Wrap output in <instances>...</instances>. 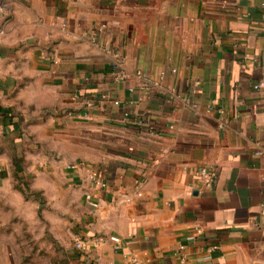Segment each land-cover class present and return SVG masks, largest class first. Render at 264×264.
<instances>
[{"label":"crops","instance_id":"0c3cea01","mask_svg":"<svg viewBox=\"0 0 264 264\" xmlns=\"http://www.w3.org/2000/svg\"><path fill=\"white\" fill-rule=\"evenodd\" d=\"M0 109L73 264H264V0H0Z\"/></svg>","mask_w":264,"mask_h":264},{"label":"rangeland","instance_id":"374dc122","mask_svg":"<svg viewBox=\"0 0 264 264\" xmlns=\"http://www.w3.org/2000/svg\"><path fill=\"white\" fill-rule=\"evenodd\" d=\"M10 142L0 134V264H73L76 256L66 255L45 231L42 202L29 192L30 179L14 176L12 159H20L22 170L27 161L23 146Z\"/></svg>","mask_w":264,"mask_h":264},{"label":"built area","instance_id":"2783aa9c","mask_svg":"<svg viewBox=\"0 0 264 264\" xmlns=\"http://www.w3.org/2000/svg\"><path fill=\"white\" fill-rule=\"evenodd\" d=\"M64 25H62L63 27ZM118 68L121 69V63L117 65ZM256 88V87H254ZM117 102H114V105H116ZM194 107V106H193ZM213 112H215L217 115L221 116L223 114V110L222 109H213ZM207 112H209V110H207ZM84 117H87L86 114L83 115ZM137 124H142V121L138 119ZM199 176L203 182V185L205 187H211L212 183L214 182L215 179V170L213 167H207V168H201L199 171ZM90 179L92 180V182L98 187V188H104L105 185L102 181L96 179L95 177H90ZM84 200L86 202V204L91 207V208H96L97 207V202L93 200L92 196L89 194H86L84 196ZM110 240L114 243L118 242V239L111 237ZM82 245L80 243H76L75 244V248L76 249H81ZM183 249V246L180 245L179 246V251H181ZM132 264H137L136 261L133 260ZM180 264H184V259L181 258L180 259Z\"/></svg>","mask_w":264,"mask_h":264},{"label":"trees","instance_id":"16d2710c","mask_svg":"<svg viewBox=\"0 0 264 264\" xmlns=\"http://www.w3.org/2000/svg\"><path fill=\"white\" fill-rule=\"evenodd\" d=\"M12 114L10 112H8V110H1L0 109V124L1 125H12V127H14V124L12 121ZM15 129V128H14ZM12 166L14 168V176L16 178H18V175L22 173V168H21V165H20V159L17 158V157H14L12 159Z\"/></svg>","mask_w":264,"mask_h":264}]
</instances>
